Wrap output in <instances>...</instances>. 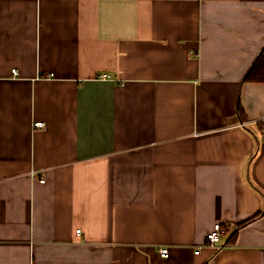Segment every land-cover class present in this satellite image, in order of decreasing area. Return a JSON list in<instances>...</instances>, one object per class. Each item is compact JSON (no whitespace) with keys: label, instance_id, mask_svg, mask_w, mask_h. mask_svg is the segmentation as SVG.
<instances>
[{"label":"crops","instance_id":"obj_1","mask_svg":"<svg viewBox=\"0 0 264 264\" xmlns=\"http://www.w3.org/2000/svg\"><path fill=\"white\" fill-rule=\"evenodd\" d=\"M263 48L264 0H0V264H264Z\"/></svg>","mask_w":264,"mask_h":264},{"label":"built area","instance_id":"obj_2","mask_svg":"<svg viewBox=\"0 0 264 264\" xmlns=\"http://www.w3.org/2000/svg\"><path fill=\"white\" fill-rule=\"evenodd\" d=\"M13 72H14V74L17 73L16 70H14ZM49 77H51V75ZM99 78L103 81H108V80L112 79L111 76L108 74H103ZM262 122H264V119ZM34 128L35 129H45L46 124L43 121L37 122V123H35ZM34 174H37V173L34 172ZM41 182H45V180L43 179ZM224 233H225V230L221 224L215 225L214 229L212 231H210V233L207 236L208 237V244L212 247L219 248V246L221 245V243L223 241V234ZM160 253L163 257H169V255H170L168 248H162L160 250Z\"/></svg>","mask_w":264,"mask_h":264},{"label":"trees","instance_id":"obj_3","mask_svg":"<svg viewBox=\"0 0 264 264\" xmlns=\"http://www.w3.org/2000/svg\"><path fill=\"white\" fill-rule=\"evenodd\" d=\"M248 82L264 83V48L244 78V83H248ZM239 112L242 116L243 109L241 107L239 108ZM254 219L255 217L252 219H249L248 221L243 222L242 224L238 226V228H241L247 225ZM235 234L236 232H234V234L232 235V239L235 236Z\"/></svg>","mask_w":264,"mask_h":264}]
</instances>
